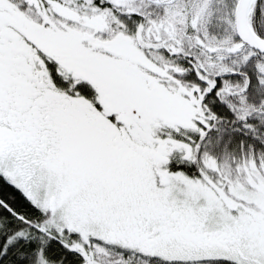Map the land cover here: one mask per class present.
Listing matches in <instances>:
<instances>
[{
	"label": "snow or ice",
	"instance_id": "obj_1",
	"mask_svg": "<svg viewBox=\"0 0 264 264\" xmlns=\"http://www.w3.org/2000/svg\"><path fill=\"white\" fill-rule=\"evenodd\" d=\"M0 264H264V0H0Z\"/></svg>",
	"mask_w": 264,
	"mask_h": 264
}]
</instances>
